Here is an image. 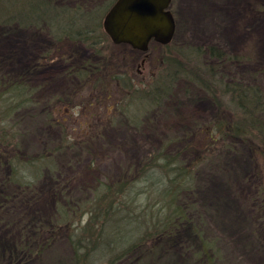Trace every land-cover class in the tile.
<instances>
[{
	"label": "rangeland",
	"instance_id": "374dc122",
	"mask_svg": "<svg viewBox=\"0 0 264 264\" xmlns=\"http://www.w3.org/2000/svg\"><path fill=\"white\" fill-rule=\"evenodd\" d=\"M116 1L52 0L57 9L0 0V264L23 228L39 243L50 237L23 264H76V234L97 233L88 205L100 183L136 179L162 147L186 165L205 152L203 130L219 115L205 92L181 80L154 105L133 96L161 81L171 57L157 41L147 51L113 42L103 22ZM169 10L172 44L219 46L239 58L203 60L264 89V0H172ZM217 144L181 201L195 206L192 225L216 243L217 264H264V154L240 139ZM137 190L128 198L144 201L148 192ZM67 213L75 223L61 227ZM192 225L116 264H138L139 255L140 264L195 263L201 248Z\"/></svg>",
	"mask_w": 264,
	"mask_h": 264
},
{
	"label": "trees",
	"instance_id": "16d2710c",
	"mask_svg": "<svg viewBox=\"0 0 264 264\" xmlns=\"http://www.w3.org/2000/svg\"><path fill=\"white\" fill-rule=\"evenodd\" d=\"M40 2L43 6L55 7L52 0ZM109 5L111 6L112 2L108 3L107 7ZM61 7L65 8L66 5L62 3ZM37 20L38 23H48L41 18ZM123 46L132 50L131 46ZM164 49L166 56L169 55L171 59L165 62L166 68L159 76L161 81L148 90H133V96L137 95L141 101L145 100L154 105L167 98L174 90V85L181 80L194 84L205 92L219 110L216 119L203 130L206 136L201 139L202 147L198 151L205 152L186 165L180 160L179 154L171 155L162 147L147 159L140 170L141 175L136 179L121 180L114 184L100 183L94 202L88 205V224L93 226L90 230H96L97 233H90L88 238L86 235L79 239L76 234V264H95L94 253H97V262L108 257V264H116L139 249H145L149 244H157L160 239L171 237L185 227H190L193 222L190 214L191 210H195V206L182 202L181 198L189 195L192 190L196 167L208 159L210 149L221 140L240 139L249 142L257 152L264 154V89L237 76L227 78L218 62L203 60L205 55L216 60H224L227 57L226 59L232 62L239 57L229 56L216 45L180 49L171 43L164 46ZM124 110L120 108L123 113ZM136 183L142 184L145 190L139 191L132 187ZM136 190L138 195L148 192L144 201L128 198L135 195ZM66 216L61 214L58 224L69 228L75 221L68 217V213ZM80 224H77L78 227ZM192 228L198 235L201 248L196 254L195 263L192 264H217L220 250L216 243L204 236L202 228L193 225ZM48 233H51L52 237L57 236L55 225L50 227ZM49 238L46 236L42 243H39L35 232L23 228L15 238L14 246L4 255L6 261L3 264H23L29 256L39 254L35 247L40 249ZM201 256L204 257L203 261ZM137 258L138 264L144 263L143 256L139 255Z\"/></svg>",
	"mask_w": 264,
	"mask_h": 264
},
{
	"label": "water",
	"instance_id": "95a60500",
	"mask_svg": "<svg viewBox=\"0 0 264 264\" xmlns=\"http://www.w3.org/2000/svg\"><path fill=\"white\" fill-rule=\"evenodd\" d=\"M172 0H117L103 26L114 43L147 51L151 41L172 42L175 20L169 10Z\"/></svg>",
	"mask_w": 264,
	"mask_h": 264
}]
</instances>
